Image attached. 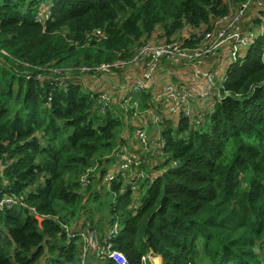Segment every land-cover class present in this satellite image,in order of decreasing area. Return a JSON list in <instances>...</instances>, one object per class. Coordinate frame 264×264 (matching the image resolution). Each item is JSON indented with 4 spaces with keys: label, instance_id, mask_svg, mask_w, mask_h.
Listing matches in <instances>:
<instances>
[{
    "label": "trees",
    "instance_id": "16d2710c",
    "mask_svg": "<svg viewBox=\"0 0 264 264\" xmlns=\"http://www.w3.org/2000/svg\"><path fill=\"white\" fill-rule=\"evenodd\" d=\"M50 5L49 21L36 23L33 14ZM228 10L226 0H0V197L26 204L0 211V264H79V243L66 242L62 225L81 219L99 235L117 222L114 248L130 264L148 254L163 264H260L264 35L229 68L201 126L164 123L165 153L177 166L140 186L135 213L121 182L108 191L77 181L106 161L121 122L100 112L77 72L67 88L51 74L128 60L141 41L192 46ZM86 264L98 259L90 253Z\"/></svg>",
    "mask_w": 264,
    "mask_h": 264
},
{
    "label": "built area",
    "instance_id": "2783aa9c",
    "mask_svg": "<svg viewBox=\"0 0 264 264\" xmlns=\"http://www.w3.org/2000/svg\"><path fill=\"white\" fill-rule=\"evenodd\" d=\"M226 4L229 9L227 15L215 19L207 29L195 34L191 39L194 42L192 46H184L178 40H157L136 47L134 55L125 61L101 64L94 68L69 69L71 77L73 72L81 76L78 79L79 84L90 98L97 100L102 114L109 111L120 122L130 123L133 127L136 125L131 118L140 119L143 116V125L135 131L134 141L140 142L144 150L150 149V146L158 149L157 152L148 150L140 154L130 151L125 140L118 139L116 147L102 165L92 163L78 178L81 189L99 184L105 190L111 191L114 183L121 182L120 190L129 191L135 196L131 208L135 213L139 206L136 193L140 186L154 183L169 167L177 166L175 161L166 156L161 127L166 121L175 124L181 118L187 119L191 125L201 126L216 98L222 97L221 92H215L219 70L222 69L227 76L229 68L242 58L243 52L253 44L255 38L264 35V0H226ZM50 8L51 5L39 9L34 18L35 22L44 26L50 19ZM252 11L253 17L248 19L247 25H243L246 15ZM257 20L262 21L259 27L254 24ZM133 61H138V69L135 68V71L127 74L129 79L126 80L125 88L122 91L118 87L114 88V85L120 84L121 76L127 73L119 69L126 68ZM166 63L169 66L163 69ZM178 71L183 75H176ZM161 73L164 79L160 80ZM61 76L64 79L57 85L67 88L66 81L71 77L64 74ZM225 80L226 77L221 91L224 90ZM103 83L107 85V90L100 87ZM110 89H116V100ZM157 155L163 157L164 165L161 167L153 165L150 159H155ZM109 163L110 167L107 166ZM97 168L105 170L100 179L96 177L97 174L94 176ZM23 206H26L23 196L0 197V211ZM29 210L36 215L34 208ZM62 228L67 243L75 240L79 243V264H86L90 253L96 256L98 264H130L114 248L113 241L120 230L117 222L104 235H99L95 224L86 219H81L74 227L64 224ZM256 252L260 255L259 263L264 264V250ZM152 260L155 261L156 257L148 254L142 258V264H152Z\"/></svg>",
    "mask_w": 264,
    "mask_h": 264
},
{
    "label": "rangeland",
    "instance_id": "374dc122",
    "mask_svg": "<svg viewBox=\"0 0 264 264\" xmlns=\"http://www.w3.org/2000/svg\"><path fill=\"white\" fill-rule=\"evenodd\" d=\"M253 13H254V11L248 12V14L246 15V18L244 20L243 25H245V24L247 25V23L249 22L248 19L249 18L251 19L253 17ZM36 16H37V13L33 14V18H35ZM163 41L164 40H161V42H163ZM145 43H147V42L141 41V42L138 43L139 45H137L136 47L141 46V45H143ZM135 48L133 49V53H132L131 57L134 55ZM137 64H138V61H133L130 64H128L126 68L119 69V71H126L127 73H125L123 76H121L120 84L119 85H114V88L118 87L119 90H121V91L125 88L126 80L129 79L127 77V74H131L132 71H135V68H137ZM165 65H166V67H165ZM168 66H169V63L164 64L163 69L164 68H168ZM51 70L53 71L51 73L52 75L61 76L62 74H64L67 77H71V72H70L69 69H66L64 72H62L61 70H58L57 68L56 69H51ZM54 71H57V72H54ZM78 76L81 77L80 75H78ZM79 77H76V78L80 79ZM225 77H226V73L222 69H220L219 73H218V75L216 77L215 92H221L222 83H223V80L225 79ZM109 86L111 87V85H109ZM109 86H108V89H109ZM100 87L104 88L105 90H107L106 89L107 85H105L104 87H103V85H101ZM110 93L114 94V100H116V97H117L116 89H114V90L110 89ZM121 116H122V114H121ZM131 121H132V123H134V125H136L135 127H133L130 123H125V122L121 121L122 127H121V131L119 133L118 139L126 140V142L128 143V149L130 151H137L140 154H143V153L147 152L148 150H150V151L153 150V152H157L158 149H153L152 146H150V149L147 148V149L144 150V148L142 147L140 142L134 141L135 137H133V136L135 135V131L138 130L139 128H141L142 125H143V116L140 119H139V117L131 118ZM163 127L164 126H162L161 128L163 129ZM153 152H152V154H153ZM152 154H150V155H152ZM150 159L153 161V165H157V166H160V167L164 165L162 163L163 162V157L161 155H157L155 159H153V158H150ZM163 169L164 168H162V170ZM87 212H88V210H87ZM96 216H98V215H96ZM155 261H156V263H154V260H152L151 263L152 264H161V260L160 259H157ZM226 264H245V261H243V262L227 261Z\"/></svg>",
    "mask_w": 264,
    "mask_h": 264
},
{
    "label": "crops",
    "instance_id": "0c3cea01",
    "mask_svg": "<svg viewBox=\"0 0 264 264\" xmlns=\"http://www.w3.org/2000/svg\"><path fill=\"white\" fill-rule=\"evenodd\" d=\"M175 68V67H174ZM174 70H177L176 68L174 69ZM176 75H178V76H180V75H183V73L181 72V71H178L177 73H176ZM164 79V77H162V73L161 74H159V79L161 80V79ZM103 85V87L105 86V83H103L102 84ZM151 98V97H150ZM148 100H149V98H148ZM145 103L147 102V100L146 101H144ZM125 142H126V140H125ZM127 143V142H126ZM128 144V143H127ZM118 162H119V160H118ZM107 166H111V164L109 163ZM161 264H162V261H161Z\"/></svg>",
    "mask_w": 264,
    "mask_h": 264
},
{
    "label": "water",
    "instance_id": "95a60500",
    "mask_svg": "<svg viewBox=\"0 0 264 264\" xmlns=\"http://www.w3.org/2000/svg\"><path fill=\"white\" fill-rule=\"evenodd\" d=\"M35 218H36V220H37L39 223L42 222V218H41V217L36 216Z\"/></svg>",
    "mask_w": 264,
    "mask_h": 264
},
{
    "label": "clouds",
    "instance_id": "9594fccd",
    "mask_svg": "<svg viewBox=\"0 0 264 264\" xmlns=\"http://www.w3.org/2000/svg\"><path fill=\"white\" fill-rule=\"evenodd\" d=\"M155 257H156V260L158 259V258H160L161 259V257L160 256H156V255H154ZM161 261H162V259H161ZM154 263H156V261H154ZM162 264H163V262H162Z\"/></svg>",
    "mask_w": 264,
    "mask_h": 264
}]
</instances>
